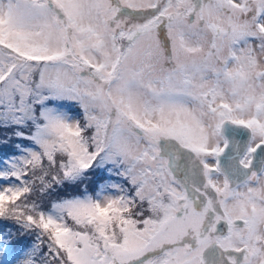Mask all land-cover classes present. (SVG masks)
<instances>
[{"label": "snow or ice", "instance_id": "snow-or-ice-1", "mask_svg": "<svg viewBox=\"0 0 264 264\" xmlns=\"http://www.w3.org/2000/svg\"><path fill=\"white\" fill-rule=\"evenodd\" d=\"M0 132V264H264V0H0Z\"/></svg>", "mask_w": 264, "mask_h": 264}, {"label": "trees", "instance_id": "trees-1", "mask_svg": "<svg viewBox=\"0 0 264 264\" xmlns=\"http://www.w3.org/2000/svg\"><path fill=\"white\" fill-rule=\"evenodd\" d=\"M0 135L3 136V133L0 132ZM14 147L13 145L11 144V142L8 144V145H4L2 143H0V159H3V157L5 155H8L10 153H12L14 151ZM5 222H0V232H3L4 231V228H3V224ZM13 227V231H15V227ZM22 239H27V240H30L31 238L30 237H25V238H22Z\"/></svg>", "mask_w": 264, "mask_h": 264}, {"label": "rangeland", "instance_id": "rangeland-1", "mask_svg": "<svg viewBox=\"0 0 264 264\" xmlns=\"http://www.w3.org/2000/svg\"><path fill=\"white\" fill-rule=\"evenodd\" d=\"M2 139H3V136L0 135V140H2ZM11 144H12V143H11Z\"/></svg>", "mask_w": 264, "mask_h": 264}]
</instances>
